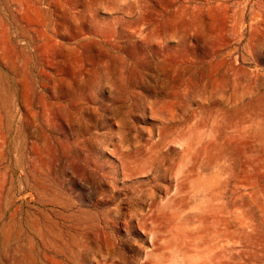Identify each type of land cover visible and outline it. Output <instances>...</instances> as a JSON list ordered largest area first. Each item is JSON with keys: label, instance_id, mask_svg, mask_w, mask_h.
<instances>
[{"label": "rangeland", "instance_id": "1", "mask_svg": "<svg viewBox=\"0 0 264 264\" xmlns=\"http://www.w3.org/2000/svg\"><path fill=\"white\" fill-rule=\"evenodd\" d=\"M0 264H264V0H0Z\"/></svg>", "mask_w": 264, "mask_h": 264}]
</instances>
